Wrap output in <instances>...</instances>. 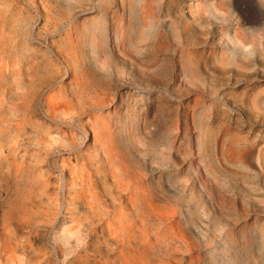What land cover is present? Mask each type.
<instances>
[{
	"label": "rangeland",
	"instance_id": "374dc122",
	"mask_svg": "<svg viewBox=\"0 0 264 264\" xmlns=\"http://www.w3.org/2000/svg\"><path fill=\"white\" fill-rule=\"evenodd\" d=\"M49 1L0 0V36L7 38L9 55L0 65L13 62L15 68L5 74L1 89L17 101L34 93L20 87L17 64L30 53L28 32L37 24L39 39L52 37L49 44L39 40L44 56L37 78L55 80L43 102L52 90L63 93L58 77L65 60L47 48L64 50L65 38L72 36L85 53L76 54L89 78L84 89L103 98V110L120 126L125 154L137 160L155 194L164 193L174 205L187 241L181 247L167 242L169 253L180 256L173 264H264V0ZM78 7L91 14L73 19ZM97 25L103 29H88ZM2 106L0 112L12 117ZM41 110L51 126L63 127L67 139L76 140L73 151L83 149L84 127L55 122ZM92 256L89 262L100 261Z\"/></svg>",
	"mask_w": 264,
	"mask_h": 264
},
{
	"label": "bare ground",
	"instance_id": "6f19581e",
	"mask_svg": "<svg viewBox=\"0 0 264 264\" xmlns=\"http://www.w3.org/2000/svg\"><path fill=\"white\" fill-rule=\"evenodd\" d=\"M90 11V8L78 7L72 12V18H82ZM102 19H107L104 13ZM37 26L33 25L30 34L28 32L30 39L27 42L32 44L28 43L32 47L30 53L20 59L19 66L17 64L21 72L18 80L21 79L20 87L34 89L31 98L27 96L29 100L25 99L24 89H20L24 100L17 101L0 85V107L6 104L12 110V117L3 113L4 109L0 112L5 117L4 121L0 119V264H58L59 259L69 258L68 264L175 263L180 256L169 253L166 244L171 241L181 247L187 241V236L179 225L174 205L164 193L155 194L150 180L137 170V160L125 154L119 142L120 126L112 112L103 110V98L91 96L84 89L89 84V78L76 63L79 62L76 54L84 52L72 36L65 38L64 50L60 47V51L52 45L47 48L65 60L66 70H62L64 73H60L58 79L64 82L66 90L58 94L50 90L43 102L45 92L53 87L55 80L40 81L37 78L44 56L39 40L49 44L52 37L44 36V33V38L39 39ZM98 27L103 29L99 25L89 26L88 29L96 31ZM7 49V38L0 36V64ZM72 55L75 60H72ZM14 69L13 62L0 65V82L6 73ZM89 100L88 107L85 104ZM42 107L55 122H76L88 131L82 150H72L74 141L76 143L74 137V141H70L63 127L51 126L41 113ZM54 155L60 158L53 159ZM143 159L144 162L148 160ZM55 173L61 177L55 176ZM171 189L176 192L175 187ZM81 245L85 246L82 253L73 256L74 250ZM88 255L98 256L100 261L89 262L91 259H87Z\"/></svg>",
	"mask_w": 264,
	"mask_h": 264
}]
</instances>
